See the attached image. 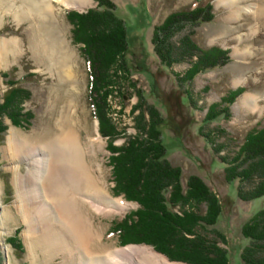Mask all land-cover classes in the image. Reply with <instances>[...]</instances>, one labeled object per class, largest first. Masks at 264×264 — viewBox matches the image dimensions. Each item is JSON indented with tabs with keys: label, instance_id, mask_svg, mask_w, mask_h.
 <instances>
[{
	"label": "rangeland",
	"instance_id": "1",
	"mask_svg": "<svg viewBox=\"0 0 264 264\" xmlns=\"http://www.w3.org/2000/svg\"><path fill=\"white\" fill-rule=\"evenodd\" d=\"M109 1L114 6L115 15L125 25L127 41L125 65L128 81L123 82L122 94L114 91L115 95H109L106 100L111 110L108 116L121 133L113 140V144L120 145L128 135L134 134L133 116L139 110L132 114L131 108L141 96L143 103L153 107L161 119L159 129L165 156L172 165L180 167L182 187L185 188L189 176L195 175L221 200L222 212L214 225L205 227V232L212 236H215L213 230L220 232L227 245L228 264H241L239 249L248 241L242 236L241 227L257 211L264 209V195L249 201L239 199L237 180L226 182L224 179V164L220 155L236 150L247 131L264 124V13L260 12L264 11V0H201L210 1L212 20L195 24L190 27L191 30L187 27L182 29L173 40L191 33V38L201 48L216 45L227 49L228 60L222 65L198 73L191 82L179 80L190 63L185 61L166 66L154 53L151 37L154 26L161 24L167 15L191 9L197 4L196 0ZM97 6L96 0H86L78 8L55 1L54 13L41 16L34 9V0H0V50L3 46L7 47V50L0 53V71L12 72L15 79L21 80V86L29 89L31 96L24 102V109L33 113L28 128L15 126L5 118L7 129L0 136V180L13 186V195L8 199H12V210L17 212L12 220L21 225L18 226V236L23 246L21 252L6 242L14 234H9L13 230L3 221V215L7 211L4 210L6 206L1 199L0 183L1 264H13L23 259L30 262L36 260L32 264H79L78 253L67 249L71 245L69 234L56 225H51L52 216L45 217L46 213H42L44 208L41 206L40 196L38 197L40 193L33 192L35 184L28 177L32 172L29 161L32 162L33 158L17 163L22 155L29 154L31 148L18 149L14 156L6 148L10 129L18 132V137L28 141L29 145L45 144L50 138L58 137L57 119L67 114L66 120L76 131L80 142L91 147L85 158L96 178L97 187L108 196L121 198L128 203L119 211L102 212L96 209L100 206L98 202L95 201L90 206L91 198L87 194L75 192V188L72 190L74 192H68L75 210L88 221L89 231L92 233V245L89 246L91 252L103 255L128 245H145L153 252L163 255L147 244L120 245L118 236L109 230L111 225L120 221L137 204L111 193L113 183L110 181L107 138L98 133V122L92 115L93 109L87 98L85 61L80 54L79 45L71 41L72 25L65 15L67 10L84 13ZM248 7L249 11L242 10ZM61 42L71 55L68 63L70 68L66 70L68 76H62L59 72L58 46ZM237 86L245 87V91L230 105V116L219 115L212 121H205L207 107L219 102L229 89ZM0 87L5 88L1 77ZM205 87L207 90L204 91ZM246 95L255 99V107L252 106V101L251 105L244 103ZM206 133L214 138L216 145L222 146L219 153L213 151L212 145L204 136ZM97 135L101 139L92 142ZM16 164L20 178L24 179L18 186L25 190V195H18L13 169ZM44 167L43 163L42 168ZM39 183L37 181L36 185L40 186ZM10 192L7 186L3 191L4 200ZM174 209L177 210L176 207ZM28 228L32 230L34 253H30L26 242ZM217 240L225 246L219 238ZM49 244L54 247L51 249Z\"/></svg>",
	"mask_w": 264,
	"mask_h": 264
},
{
	"label": "trees",
	"instance_id": "2",
	"mask_svg": "<svg viewBox=\"0 0 264 264\" xmlns=\"http://www.w3.org/2000/svg\"><path fill=\"white\" fill-rule=\"evenodd\" d=\"M96 1V8L84 13L67 10L65 15L72 25L71 41L79 45L85 61L87 98L98 122V133L107 138L110 181L113 183L111 193L137 204L111 225L110 233L118 236L120 245L147 244L170 261L228 264L223 235L214 230L215 236L205 232V227L214 225L221 214V200L198 176H189L185 188L182 187L180 167L172 165L165 156L159 129L161 119L153 107L143 103L141 96L131 108L132 114L139 110L133 116L134 134L128 135L120 145L113 144L121 133L108 116L111 110L106 100L114 91L122 94L123 82L128 81L126 29L109 0ZM196 3L191 9L170 13L152 31L153 50L163 64L190 63L179 79L182 82H191L198 73L228 60L227 49L216 45L201 48L193 41L191 33L173 40L182 29L191 30L195 24L212 20L210 1L196 0ZM0 77L5 85L4 89L0 87L1 136L7 129L5 118L15 126L28 128L33 113L24 109V102L30 99L31 93L21 86V80L7 70L0 71ZM243 91V86L229 89L219 102L207 107L205 121H212L219 115L229 117L230 105ZM204 136L215 153L222 150L208 133ZM220 157L225 181L238 182L239 199L249 201L264 195V124L247 131L236 150ZM241 234L249 241L240 252L241 264H264V209L242 225ZM217 238L225 246L219 244ZM6 242L23 251L18 230ZM1 261L0 256V264Z\"/></svg>",
	"mask_w": 264,
	"mask_h": 264
},
{
	"label": "bare ground",
	"instance_id": "3",
	"mask_svg": "<svg viewBox=\"0 0 264 264\" xmlns=\"http://www.w3.org/2000/svg\"><path fill=\"white\" fill-rule=\"evenodd\" d=\"M55 1L71 8H78L86 0H34V9H37L41 16H46L49 13L53 14ZM221 1L233 2L236 0ZM242 10L249 11V7L243 8ZM260 12L264 13V11ZM63 45L64 43L61 42L58 46L60 48V59H58L60 67L59 72L62 76H68L66 70L70 68L68 63L70 62L71 55ZM6 48L7 47L3 46L0 53L7 50ZM249 97L250 95L244 96V103L246 105H251L252 101V106L255 107V99L253 100V98L250 99ZM67 117L68 114L65 116L61 115V117L57 119L58 122H56V127L59 136L50 138L45 144L29 145L28 141H23L19 138L20 136L18 137V132L14 129H10L6 145L8 153L12 154V156L16 154L18 149H23L24 147L27 150L31 148L29 154L26 156L22 155L21 159L17 160V163L21 160L33 158L32 162L29 161L32 172L29 173L27 171L29 173L28 177L33 179V185L35 184L33 192L40 193L38 197L40 196L41 206L44 208L42 213H46V215L44 214L45 217L52 216L51 225H56L59 229L69 234L71 245L68 246L67 249L71 250V252L76 251L78 253L79 264H177L172 261L169 263L165 256L153 252L150 247L145 245H128L124 248L108 251L103 255L91 252L89 246L92 241V233L89 231L88 221L80 215L81 213L79 214L75 210L74 203L71 202V198L67 195L68 192L75 188V192L80 194L84 193V195L87 194L86 196L91 198L89 201L90 206L96 201L100 204L96 209L98 208L97 210L102 212L119 211L124 209L128 203L121 198H112L108 196L107 193L101 192L97 187L96 178H94L91 172V166L88 165L85 158L91 147L88 148V146L80 142L76 131H74L72 126L67 122ZM100 139V136L97 135L91 141L94 142ZM43 163L45 164L44 168H42ZM13 169L15 172L17 189L19 190L18 195L21 193L24 194L25 190L18 186V184L24 182V179L20 178L18 164L14 165ZM37 181L40 182V186L36 185ZM69 187L71 190H69ZM28 229L26 233V242L30 253H34L33 243L31 242L32 230L31 228ZM57 243L59 244L60 242L57 240ZM49 245H51V249L54 247L53 244ZM47 251L50 250L47 248Z\"/></svg>",
	"mask_w": 264,
	"mask_h": 264
},
{
	"label": "crops",
	"instance_id": "4",
	"mask_svg": "<svg viewBox=\"0 0 264 264\" xmlns=\"http://www.w3.org/2000/svg\"><path fill=\"white\" fill-rule=\"evenodd\" d=\"M9 182H11V181H9ZM0 183L2 184V186H1V184H0V186H1V199H2V202H3V204L6 206L5 208H4V210L5 211H7V213L5 212L4 213V215H3V218H4V222L7 224V226H9V228L11 229V230H13V233L12 232H10L9 234H14L15 233V231L16 230H18V226H21L20 224L19 225H17V221L16 222H14L13 220H12V217H14L15 215L17 216V212L15 211H13L12 210V207H11V202H12V199H8V198H10L12 195H13V190H12V188H13V186L11 185V183H7L6 182V184H5V182L3 181V180H0ZM9 187V190H11V192H10V194H6V199L4 200L3 199V191H4V189L6 190V187ZM4 193H6V192H4ZM11 201V202H10ZM9 203H10V205H9ZM17 218V217H16ZM251 218V217H250ZM249 218V219H250ZM10 230V231H11ZM249 244V241H247V243L244 245V246H246V245H248ZM243 246V247H244ZM243 247H240V249H239V253L241 252V250H242V248ZM16 255H14V257H15ZM239 256H240V254H239ZM29 259H31L32 260V258L29 256L28 257ZM33 261V260H32ZM36 261V260H35ZM35 261H33L34 263H35ZM33 262H30L29 260H21V261H19V262H13V264H20V263H27V264H32Z\"/></svg>",
	"mask_w": 264,
	"mask_h": 264
}]
</instances>
